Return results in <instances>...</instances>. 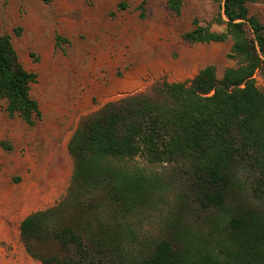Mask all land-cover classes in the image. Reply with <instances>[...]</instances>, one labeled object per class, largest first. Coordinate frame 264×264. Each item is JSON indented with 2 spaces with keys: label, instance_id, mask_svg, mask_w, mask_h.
<instances>
[{
  "label": "trees",
  "instance_id": "trees-1",
  "mask_svg": "<svg viewBox=\"0 0 264 264\" xmlns=\"http://www.w3.org/2000/svg\"><path fill=\"white\" fill-rule=\"evenodd\" d=\"M212 31L194 22L188 43L232 44L234 66L218 78L212 65L188 82H161L109 101L82 117L68 153L67 191L19 223L25 252L41 264H264V25L254 0H216ZM143 4L139 5L143 16ZM181 0H168L175 13ZM120 6H124L122 3ZM57 41L62 40L60 36ZM36 74L0 34V101L32 125L40 115L29 94ZM188 184L150 237L147 213Z\"/></svg>",
  "mask_w": 264,
  "mask_h": 264
},
{
  "label": "rangeland",
  "instance_id": "rangeland-1",
  "mask_svg": "<svg viewBox=\"0 0 264 264\" xmlns=\"http://www.w3.org/2000/svg\"><path fill=\"white\" fill-rule=\"evenodd\" d=\"M143 1L141 16L142 0H0V34L10 37L21 65L36 74L29 94L40 111L27 125L0 101L1 259L25 253L21 219L64 197L73 169L67 145L82 117L157 83L188 82L207 65L218 78L234 66L230 39L182 38L194 22L221 30L214 23L219 1L181 0L179 13L168 0ZM248 9L264 25V0ZM254 78L264 91V78L259 72ZM167 185L169 193L145 218L152 238L162 235L166 217L183 212L176 200L188 184Z\"/></svg>",
  "mask_w": 264,
  "mask_h": 264
},
{
  "label": "crops",
  "instance_id": "crops-1",
  "mask_svg": "<svg viewBox=\"0 0 264 264\" xmlns=\"http://www.w3.org/2000/svg\"><path fill=\"white\" fill-rule=\"evenodd\" d=\"M22 220V219H21ZM19 224V223H18ZM0 264H41L39 261L31 258L26 252L18 257L16 259H1L0 258Z\"/></svg>",
  "mask_w": 264,
  "mask_h": 264
}]
</instances>
